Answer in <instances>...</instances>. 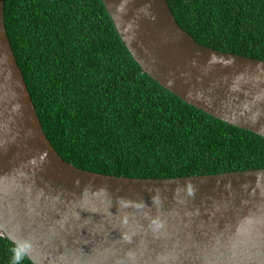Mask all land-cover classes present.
<instances>
[{
	"label": "water",
	"instance_id": "obj_1",
	"mask_svg": "<svg viewBox=\"0 0 264 264\" xmlns=\"http://www.w3.org/2000/svg\"><path fill=\"white\" fill-rule=\"evenodd\" d=\"M103 2L144 72L264 137V59L198 42L168 0ZM0 234L35 264H264V167L132 177L68 162L44 130L0 0Z\"/></svg>",
	"mask_w": 264,
	"mask_h": 264
},
{
	"label": "trees",
	"instance_id": "obj_2",
	"mask_svg": "<svg viewBox=\"0 0 264 264\" xmlns=\"http://www.w3.org/2000/svg\"><path fill=\"white\" fill-rule=\"evenodd\" d=\"M207 46L264 59V0H168ZM6 27L52 144L100 173L173 177L264 167V137L144 72L103 0H5ZM0 264H35L0 234Z\"/></svg>",
	"mask_w": 264,
	"mask_h": 264
}]
</instances>
